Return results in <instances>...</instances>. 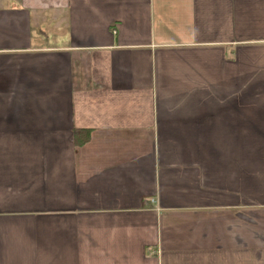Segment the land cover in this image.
Instances as JSON below:
<instances>
[{
  "label": "crops",
  "instance_id": "1",
  "mask_svg": "<svg viewBox=\"0 0 264 264\" xmlns=\"http://www.w3.org/2000/svg\"><path fill=\"white\" fill-rule=\"evenodd\" d=\"M0 264H264V0H0Z\"/></svg>",
  "mask_w": 264,
  "mask_h": 264
}]
</instances>
